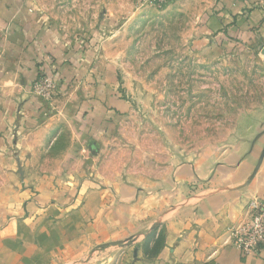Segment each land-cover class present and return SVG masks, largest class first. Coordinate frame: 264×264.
<instances>
[{
    "label": "rangeland",
    "instance_id": "1",
    "mask_svg": "<svg viewBox=\"0 0 264 264\" xmlns=\"http://www.w3.org/2000/svg\"><path fill=\"white\" fill-rule=\"evenodd\" d=\"M21 2L72 51L64 54L63 68L48 61L40 71L38 63L30 84L31 97L51 115L42 125H55L56 132L54 143L36 138L45 148L32 150V168L60 175L62 189L70 188L63 175L76 170L102 182L166 176L200 158L230 165L246 158L254 139L263 145L260 157L264 52L203 46L213 0L162 8L140 0ZM5 52L0 26V57ZM84 136L89 145L83 152L76 147L81 164L72 168L70 144Z\"/></svg>",
    "mask_w": 264,
    "mask_h": 264
},
{
    "label": "crops",
    "instance_id": "2",
    "mask_svg": "<svg viewBox=\"0 0 264 264\" xmlns=\"http://www.w3.org/2000/svg\"><path fill=\"white\" fill-rule=\"evenodd\" d=\"M213 1L203 46L264 52V0ZM0 26V264H264V246L244 257L227 233L246 219L254 197L264 202V158L255 173L259 140L230 165L200 158L166 176L102 182L76 170L63 175L70 188L62 189L60 175L32 168V150L45 148L36 138L54 143L56 132L42 125L51 115L31 97L30 84L38 63L40 71L48 61L61 68L72 51L21 0H0ZM81 137L69 147L72 168L81 164L76 147L89 145Z\"/></svg>",
    "mask_w": 264,
    "mask_h": 264
},
{
    "label": "built area",
    "instance_id": "3",
    "mask_svg": "<svg viewBox=\"0 0 264 264\" xmlns=\"http://www.w3.org/2000/svg\"><path fill=\"white\" fill-rule=\"evenodd\" d=\"M145 6L162 8L176 0H140ZM40 81V80H39ZM50 86V80H44ZM244 222L227 229L228 238L244 257H256L264 246V202L254 197L247 205Z\"/></svg>",
    "mask_w": 264,
    "mask_h": 264
},
{
    "label": "water",
    "instance_id": "4",
    "mask_svg": "<svg viewBox=\"0 0 264 264\" xmlns=\"http://www.w3.org/2000/svg\"><path fill=\"white\" fill-rule=\"evenodd\" d=\"M263 158H264V150H263V152L261 153V155H260V157H259V161H258V164H257V168L260 166V164H261Z\"/></svg>",
    "mask_w": 264,
    "mask_h": 264
}]
</instances>
